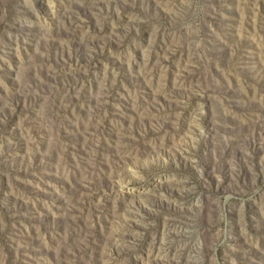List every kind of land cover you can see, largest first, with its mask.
<instances>
[{
    "label": "rangeland",
    "instance_id": "rangeland-1",
    "mask_svg": "<svg viewBox=\"0 0 264 264\" xmlns=\"http://www.w3.org/2000/svg\"><path fill=\"white\" fill-rule=\"evenodd\" d=\"M187 218L264 264V0H0V264H180Z\"/></svg>",
    "mask_w": 264,
    "mask_h": 264
},
{
    "label": "bare ground",
    "instance_id": "bare-ground-1",
    "mask_svg": "<svg viewBox=\"0 0 264 264\" xmlns=\"http://www.w3.org/2000/svg\"><path fill=\"white\" fill-rule=\"evenodd\" d=\"M65 15H66V13H65ZM165 82H167V80ZM108 91H109V89H108ZM104 95H106V94H104ZM69 97H71V96H69ZM70 101H72V100H70ZM105 101H104V103H105ZM68 104H69V102H68ZM59 114H60V111H59ZM57 115H56V117H57ZM103 142H105V141H103ZM97 150H98V148H97ZM134 195H136V194L134 193ZM134 195H129L126 199L124 198L125 201H124L123 205L120 207V209H122L124 215H126L128 217H130L131 212L132 213L135 212L131 208L132 203L135 202V200H133ZM167 224H168V226L165 228L162 235L159 238H158V236L157 237L154 236L155 238L150 243H148L149 244L148 249L150 250L149 256L152 257V258H150V257H148V258L151 259V263H162V260H167V259L175 260L176 262H180V264H192V263H194L196 261L195 260L196 255H198V253L200 252V244L198 243V240H196V232H195V228H196L195 225L196 224H195L194 219L187 218V219L179 220V221H172V222L168 221ZM122 228L123 229L117 228V230L119 229L118 237L119 238L129 237L130 236V230L127 229L126 227H122ZM115 235H116V233H115ZM102 264H111V261L106 260Z\"/></svg>",
    "mask_w": 264,
    "mask_h": 264
}]
</instances>
